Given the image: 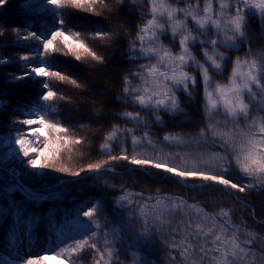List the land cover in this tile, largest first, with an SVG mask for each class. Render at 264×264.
I'll return each instance as SVG.
<instances>
[{"label": "snow or ice", "instance_id": "6c2138e0", "mask_svg": "<svg viewBox=\"0 0 264 264\" xmlns=\"http://www.w3.org/2000/svg\"><path fill=\"white\" fill-rule=\"evenodd\" d=\"M8 2L0 0V8ZM138 2L129 0L125 8L124 0H21L19 7L27 14H47L52 23L25 36L18 26L0 24V39L15 33L0 47L28 49L25 55L0 56V69L16 65L21 72L4 83L35 88L26 104L13 108L24 118L9 121L0 134V221L10 223L4 248L12 250L11 259L0 255L5 264H123L121 256L130 257L131 264H264V233L234 222L230 209L215 210L168 192L146 196L123 181L118 187L104 179L119 175L109 167L112 162L124 161L127 172L158 175L189 190L220 186L228 195L264 190V50L251 46L256 35L249 30L250 17L264 25V0H144L145 6L136 9L144 22L121 53L131 64L115 77L121 89L114 98L137 110L112 115L132 127L110 123L101 145L107 159L70 166L75 147L84 143L70 133L85 125L66 126L61 113L79 103L96 123L106 114L102 97L109 88L58 70L57 57L70 58L77 68L89 67L84 62L90 60L93 70L106 72L113 65L94 50L102 46L88 40L117 42L124 35L117 31L125 27L123 12ZM101 4L107 20H97L87 37L72 30L69 9L100 17ZM165 37L172 46L163 42ZM241 50L243 56L228 54ZM53 81L72 85L85 99L61 94ZM178 93L197 108L201 126L168 131L157 140L154 125L178 128L175 118L186 113ZM7 96L0 90V114L11 104ZM195 121L185 116L180 124ZM115 149L119 154H112ZM52 173L61 174L55 185L45 179ZM69 184L81 185L77 191L106 187L119 194L77 203L66 195ZM65 198L72 202L71 211L38 213L40 205ZM45 221V244L37 250Z\"/></svg>", "mask_w": 264, "mask_h": 264}, {"label": "trees", "instance_id": "16d2710c", "mask_svg": "<svg viewBox=\"0 0 264 264\" xmlns=\"http://www.w3.org/2000/svg\"><path fill=\"white\" fill-rule=\"evenodd\" d=\"M21 0H9V2L0 8V24L5 25L9 28L13 26H18L21 28L20 35L25 36L30 31H36L38 34L40 31L44 30L47 26L52 23V18L47 14L30 15L27 14L23 9L19 7ZM129 5V0H124V7L127 8ZM145 6L144 0H139L134 8L129 11L123 12L120 22L125 25L123 29H117V31L123 33L122 37L117 42L108 41H91L88 40L90 45L99 44L102 47L96 48L99 54L104 55L107 60L113 65L107 70L110 75L106 80L104 85L108 86L109 90L103 95L102 99L107 102V107L105 109V115L101 120L96 123H92V116L85 110L80 108L79 103H74L71 106V110L63 111L59 119L66 125H74L78 121L81 122L83 127L76 128L70 134L77 137H83L84 143L77 145L73 154V159L70 162V166L74 169L83 166L87 162L107 159L106 155H103V150L101 145L104 143V135H106L109 130L108 125L110 123H118L121 127H132L127 121L118 119L116 116L112 115L113 112L122 111H136L137 109L130 107L127 104L121 103L114 97L120 92L121 85L116 82L115 77L121 74L122 70L128 68L131 61L121 58V53L126 50V42L131 40L136 34V26L142 24L144 21L140 19L137 14V8H143ZM179 7H184V4H178ZM71 15L68 17L71 20V26L73 31H81L85 37H87L97 26L95 22L101 18L107 20L108 17L104 10L103 4L97 6V12L100 13V17H94L92 14L80 12L78 10L69 9ZM101 28H105V24L98 25ZM250 31L256 35V42L251 46L256 50H264V25H262L256 17H250ZM209 37L213 34L208 33ZM15 38V33L9 31L6 33L3 39H0V44L8 43ZM163 42L166 45L172 46V42L167 38H163ZM27 43L32 44L33 41H28ZM177 51V49H173ZM224 51V49H220ZM197 54L199 59H203L199 56L198 49H193ZM28 49L22 46H12L9 45L7 48L0 47V56L8 57L12 55H25ZM229 55H239L243 56L245 53L243 50L228 53ZM139 63H144V61H138ZM56 63L58 65V70L69 71V74L76 75L78 78L87 77L86 71H89L94 75L96 79H101L100 72H97L90 67L93 62L85 61V66H79L77 68L74 63L68 61L62 56H58ZM189 71H194L189 69ZM229 70L226 69V74ZM21 72L18 70L16 65H8L0 69V90L8 92L7 99L11 100V104L4 108L2 114H0V134L4 133L5 126H7L9 121H16L23 119L24 117L20 115L19 112L13 111V108L19 105H24L28 102L29 98L34 96L35 88L30 84L26 83L23 85L5 84V80L10 76H19ZM217 79H223V77H216ZM83 82V80H81ZM54 85H58L55 90L63 95L70 96L73 100H84L83 96H78L80 90L73 88L70 84L61 85L59 82L53 81ZM181 100L183 101L182 107L186 109V113L175 118V122L179 127H173L171 123L167 127H157L153 126V136L155 139L159 140L160 137L168 131H196L201 126L200 115L197 108L192 104L188 103L187 97L183 94L178 93ZM58 103H63L58 101ZM196 105H199L200 99L196 97ZM96 111H100L96 108ZM185 116L196 117V121L193 123L180 124V121L185 119ZM166 121H170L172 118L165 116ZM243 126V125H242ZM140 135V133H137ZM167 151H173V149H166ZM137 151H143L138 149ZM151 151L150 149L148 150ZM112 154H119V149H115ZM67 162V161H66ZM126 162H112L109 167L115 168L116 172L119 173L118 176L106 175L104 179L108 180L110 183H116L119 187V182L123 181L130 190L136 192H143L147 195L162 194L165 192L172 193L175 195H183L191 203L194 200L199 199L201 204H209L213 209L219 210L220 208H228L231 210V215L234 222L244 223L249 230L256 231L257 233H264V190H252L246 193H235V195L226 194L228 190L223 189L220 186H214L208 189H196L189 190L187 188H182L175 185L170 180H164L160 176L145 177L137 172H127L125 170ZM61 174L52 173L45 179L47 183L55 185L57 184V177ZM236 179L241 177L236 176ZM68 179H71L70 177ZM29 182L35 184L33 178H29ZM68 190L66 195L75 197L77 203L85 201L86 198L93 196L104 195L105 199L110 200L111 196L118 195V191H112L106 187H99L97 189H92L89 187H84L83 191H77V189L82 186L79 184H69L65 186ZM207 193V194H205ZM239 197V200L236 197ZM73 205L71 200L65 198L63 200L57 201L55 203H44L40 205L37 209L38 213L49 212L52 213L53 210H59L61 213L64 210L71 211ZM10 223H3L0 221V255L11 259L9 255L11 249L4 248L5 234L9 230ZM47 223L41 224L39 226V238L35 243V248L39 250L45 244ZM123 264H131V258L126 256H121ZM0 264H5L4 261H0ZM82 264H90V260L83 261Z\"/></svg>", "mask_w": 264, "mask_h": 264}, {"label": "rangeland", "instance_id": "374dc122", "mask_svg": "<svg viewBox=\"0 0 264 264\" xmlns=\"http://www.w3.org/2000/svg\"><path fill=\"white\" fill-rule=\"evenodd\" d=\"M208 37H209V35H208ZM205 38H207V37H205ZM100 74H101V79H96L94 77V75H92V73H90L89 71H86V76H87L86 78L93 84L104 85L106 83V80L109 78L110 75L107 73V71L106 72H100ZM104 94H106V93H104ZM95 95L99 96V93H96ZM68 264H72V262L68 261Z\"/></svg>", "mask_w": 264, "mask_h": 264}]
</instances>
